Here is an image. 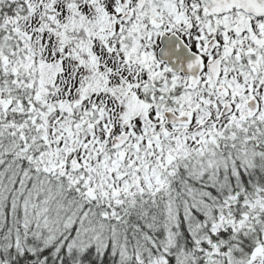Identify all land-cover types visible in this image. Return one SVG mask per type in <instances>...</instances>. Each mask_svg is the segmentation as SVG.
<instances>
[{"label": "snow or ice", "instance_id": "obj_1", "mask_svg": "<svg viewBox=\"0 0 264 264\" xmlns=\"http://www.w3.org/2000/svg\"><path fill=\"white\" fill-rule=\"evenodd\" d=\"M0 264H264V0H0Z\"/></svg>", "mask_w": 264, "mask_h": 264}]
</instances>
